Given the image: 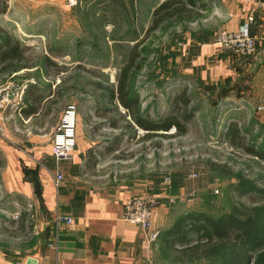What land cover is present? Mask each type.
I'll use <instances>...</instances> for the list:
<instances>
[{"label":"rangeland","instance_id":"rangeland-1","mask_svg":"<svg viewBox=\"0 0 264 264\" xmlns=\"http://www.w3.org/2000/svg\"><path fill=\"white\" fill-rule=\"evenodd\" d=\"M164 1L0 0L2 49L14 44L25 49L27 67L21 70L30 71L0 76V95L20 89L29 78L36 81L45 70H56L44 67L45 59L53 60L63 70L57 75L51 71L49 80L63 82L65 89L52 118L57 122L65 106L73 104L78 114L76 142L87 145L93 126L99 133L90 146L99 151H104V143L119 139L98 161L91 179L139 191L136 197L157 202V225L170 234L172 247L182 250L171 255L174 263L264 264V160L226 136L235 122L241 136L236 140L264 154V119L258 114L263 112L253 100L242 107L237 99H227L222 81L216 86L217 79L210 80L209 70H200L196 58L199 45L212 43L224 30V22L214 14L219 0H196L192 19L164 22L139 47L142 60L132 75L130 93L138 100L140 114L154 120L166 116L175 95L187 87L192 118L184 133L171 128L161 132L165 135L144 137L145 130L128 126L130 116L122 106L113 108L103 90L93 86L116 85L130 49L145 38L154 9ZM5 40L10 41L8 47ZM102 108L112 111L106 115L117 121V128L106 125L107 117L97 116ZM3 158L0 153V162ZM2 195L0 190V233L19 237L13 223L19 215ZM250 234H262V244L248 247Z\"/></svg>","mask_w":264,"mask_h":264},{"label":"crops","instance_id":"crops-1","mask_svg":"<svg viewBox=\"0 0 264 264\" xmlns=\"http://www.w3.org/2000/svg\"><path fill=\"white\" fill-rule=\"evenodd\" d=\"M249 10L245 0H219L214 14L224 22V29L234 30ZM254 14L251 35L257 50L252 57H237L203 43L196 49V58L200 70H209L210 80L222 81L221 88L230 95L227 99H237L242 107L253 100L257 107L264 108V6ZM25 71L30 72L18 73ZM49 79L47 73H41L36 81L25 80L19 86L22 89L19 112L0 111V153L4 157L0 190L4 200L13 203L15 215L29 214L32 224L15 238H7L1 231L0 264H26L29 258L36 260V264L185 263L180 259L174 263L171 255L180 252L173 249L166 229L157 225L155 214L153 227L160 236L151 244L145 242L138 226L124 220V203L139 191L92 181L101 157L96 156V164L90 168L87 152L96 149L90 146V140L98 135L92 136L89 129V143L80 145L77 141L70 158L52 156V137L60 116L57 122L52 118L55 105L50 113L43 114L55 88ZM233 83H237L236 87ZM32 86H37L43 99L35 114L24 116L21 110L31 106L27 98ZM262 112L258 114L264 119ZM57 174L62 175L60 182L55 181ZM57 215L72 218V224L57 222Z\"/></svg>","mask_w":264,"mask_h":264},{"label":"trees","instance_id":"trees-1","mask_svg":"<svg viewBox=\"0 0 264 264\" xmlns=\"http://www.w3.org/2000/svg\"><path fill=\"white\" fill-rule=\"evenodd\" d=\"M196 5V0H166L161 3L156 9H154L152 13V20L151 24L148 27L147 35L145 38L141 40V42L136 43L131 49L128 54L127 60L122 68L119 70L116 85H104L99 82L93 83V86L96 89L103 90V95L106 99V102L110 104L113 108L122 106V108L128 113L129 122L128 126L133 127L134 125L145 130L146 135L144 137H149L150 135H165L171 128H174L178 133H184L186 130V123L191 120L192 118V111L189 108L191 103V98L188 94V88L185 87L181 91H179L175 95V99L171 104V111L164 117L154 120L150 119L149 115L143 116L140 114V110L138 107V100L134 98L130 93V86H131V79L134 72L140 69V61L142 60V55L139 51L140 45H142L145 39L148 37V34L158 29V27L163 24L164 22L170 20H175L177 17H184L187 19H192L195 16L194 7ZM5 11V7L1 9V12ZM10 43L9 40H5V44ZM25 49L19 48L18 45L14 44L11 48L8 47L7 49H2V44H0V76L8 75L12 72H18L21 69L26 68L24 66L25 58L23 56ZM248 57V56H243ZM45 68H54L56 70H45L47 74H51V71L55 73L54 75L60 74L63 68L58 67V65L50 59H45ZM53 75V74H52ZM63 84V82H62ZM62 84H55V89L51 92V98L49 99L47 106L43 112L44 115L50 113L52 111V106L59 104L61 99L63 90L65 89ZM30 101L31 106L25 108V110H21V113L24 116L29 114H33L36 108H39V105L42 101V96L39 94L37 86H32L31 90L28 92V98ZM34 108H33V107ZM19 112V109L17 113ZM101 114L98 112V117H107V115L112 112L108 108L103 111H100ZM107 112V113H106ZM53 113V112H52ZM35 114V113H34ZM107 114V115H106ZM109 122L106 123L108 127L117 128L118 124L116 120H111L110 117H107ZM105 125L104 122H101ZM100 124V125H102ZM91 135H98L99 130L98 126L91 127ZM229 136L230 143L235 146H242V148L252 153L259 158L264 160V154H259L254 151L252 148H246L238 142L236 139H240L241 136L239 134V129L237 123L233 122L227 135ZM119 139L114 140L113 142L104 143L103 148L104 151H99L97 149H90L87 152L88 161L92 168L96 164V156L104 157L106 153L111 152L114 150V146L118 145ZM3 165V162H0V166ZM29 214L21 213L18 217V220L13 222L17 226V230L19 233L24 232L26 229H30L32 227ZM258 228H254L253 231L259 233H263L262 231H258ZM181 231V228L178 230ZM13 235H16L14 233ZM263 235L261 234L259 237L252 238L251 234L247 237L248 247L251 245L252 247L255 245L262 244ZM250 246V247H251ZM251 247V248H252ZM174 250H177L173 247ZM182 251V250H177ZM264 253V251L262 252ZM181 254V252H180Z\"/></svg>","mask_w":264,"mask_h":264},{"label":"built area","instance_id":"built-area-1","mask_svg":"<svg viewBox=\"0 0 264 264\" xmlns=\"http://www.w3.org/2000/svg\"><path fill=\"white\" fill-rule=\"evenodd\" d=\"M245 2L249 4L250 10L243 22L237 29L220 30L214 41L210 43L211 47L239 56H251L255 53L256 40L251 35V26L255 20V11L264 6V1L245 0ZM21 100L22 89L13 88L10 92L6 90L0 95V111L8 110L11 114H16ZM258 109L264 110L261 107ZM77 115V109L73 104H67L63 109L52 137L51 154L54 158L66 159L73 154L77 136ZM55 179L56 182H60L62 175L57 174ZM156 203L143 196L131 197L126 200L123 207L124 220L140 228L147 244L155 242L160 236V232L153 227ZM55 220L67 225L73 222L72 218L61 215H57Z\"/></svg>","mask_w":264,"mask_h":264},{"label":"water","instance_id":"water-1","mask_svg":"<svg viewBox=\"0 0 264 264\" xmlns=\"http://www.w3.org/2000/svg\"><path fill=\"white\" fill-rule=\"evenodd\" d=\"M26 264H36V260L29 258Z\"/></svg>","mask_w":264,"mask_h":264}]
</instances>
